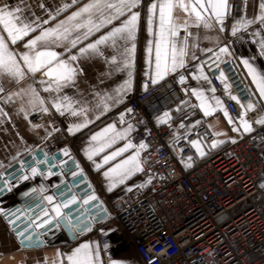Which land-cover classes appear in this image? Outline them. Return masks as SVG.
Segmentation results:
<instances>
[{
  "label": "snow or ice",
  "instance_id": "6c2138e0",
  "mask_svg": "<svg viewBox=\"0 0 264 264\" xmlns=\"http://www.w3.org/2000/svg\"><path fill=\"white\" fill-rule=\"evenodd\" d=\"M77 4L80 6L75 7ZM35 7L40 9V15L29 0H0V126L11 123L16 127L13 117L23 116L29 129L44 143L62 130L54 121L43 119L52 110L61 117L75 118L63 126L68 134L79 133L116 110L117 119L92 132L82 149L92 168L101 172L107 191L111 192L117 185H125L131 191L152 183L149 167L144 180L126 184L134 175L145 171L147 157L142 153L150 147L146 140L137 143L133 139L140 127L145 135L150 133L149 120L129 118L136 112L129 101L135 90L137 37L142 24L147 33L142 91L147 92L150 86L172 78L184 94L174 108L148 113L155 126L166 125L171 130L169 144L173 150L185 140L198 157H204L211 149L227 141L235 143L238 137L253 132L247 112L255 109L257 103H264V0H86L83 3L62 0L58 6L39 0ZM226 32L228 36L224 35ZM201 41H208L211 46L202 47ZM237 44L249 45L250 54L236 56ZM198 52L214 55L225 64L238 61L246 70V78L251 82L244 92L246 103L229 91L223 70L216 77L223 84L224 95L240 105L237 115L233 116L224 99L216 94ZM92 62H103L105 68L88 90L80 89L82 64ZM117 75L122 79L113 81L114 86L105 85L106 80ZM189 79L196 85L188 84ZM65 89L74 92L70 95ZM42 91L48 95H41ZM196 110L202 116L190 120ZM174 112L178 115L174 116ZM217 112L223 114L237 136L227 137V141L212 139L208 144L198 133V138H188ZM179 116L183 119L175 124ZM34 119L39 122L33 123ZM255 123L264 126V116ZM212 134L226 136L220 131ZM19 140L10 159L28 153L32 163L29 165L20 158L19 171L0 172V195L22 182L37 177L40 181L29 184L20 193L26 198L22 203L4 207L0 200V217L11 226L21 247L44 244L43 237L54 235L53 230L61 225L73 236L87 233L110 216L69 147L59 149L67 159H57L46 152L43 159H37L25 138L20 136ZM69 161L75 169L70 173L74 178L71 183L64 180ZM180 161L191 167L193 158L180 157ZM9 168L12 169L11 164ZM57 168L59 171L54 170ZM53 175L59 181L45 183ZM49 187L54 191L49 192ZM99 231L105 232L103 228ZM109 246L85 240L68 252L58 251L51 260L38 259L34 264H133L128 259L105 261L102 252L106 254Z\"/></svg>",
  "mask_w": 264,
  "mask_h": 264
},
{
  "label": "built area",
  "instance_id": "2783aa9c",
  "mask_svg": "<svg viewBox=\"0 0 264 264\" xmlns=\"http://www.w3.org/2000/svg\"><path fill=\"white\" fill-rule=\"evenodd\" d=\"M205 70L229 112L235 116L240 105L224 95L223 84L216 77L224 71L229 91L246 103V74L236 64L221 63L214 55L204 54ZM237 65H239L237 67ZM144 79V78H142ZM180 86L167 78L147 92L135 89L130 105L136 112L130 119L149 120L151 131L145 135L140 127L133 135L134 142L146 140L150 147L142 153L147 157L142 180L151 169L152 183L134 189L124 196L109 199L114 218L97 225L99 243H108L106 260L114 259L121 251L133 246L144 264H264V126L255 121L264 116V106L257 103L247 112L253 132L235 143L220 145L198 157L187 141L181 140L173 150L169 144L171 130L155 126L148 113L151 105L162 98L169 99L158 111L174 108V100L181 97ZM152 112L153 114H158ZM177 116V113H173ZM196 115L198 112L196 111ZM117 119V112L108 115ZM54 121L62 130L45 142V152L52 153L62 146H70L76 153L84 142L63 130L61 116L43 117ZM183 116L174 123L178 124ZM39 122L34 119L33 123ZM119 126V124H117ZM215 132L203 123L189 139L199 137L205 144L217 139ZM180 157H192L191 167H185ZM111 230V231H109Z\"/></svg>",
  "mask_w": 264,
  "mask_h": 264
},
{
  "label": "crops",
  "instance_id": "0c3cea01",
  "mask_svg": "<svg viewBox=\"0 0 264 264\" xmlns=\"http://www.w3.org/2000/svg\"><path fill=\"white\" fill-rule=\"evenodd\" d=\"M29 2L34 6V10L36 11V14L40 15L41 14L40 9L38 7H35L36 5H38L39 0H29ZM61 2L62 0H45L46 4H54L55 6H58ZM63 2H69V0H63ZM83 2H86V0H80V3ZM78 6L80 5L77 4L75 7ZM70 10H74V8ZM249 11H251V8L249 9ZM50 23H54V21ZM224 35L228 36L229 34L226 32ZM146 39H147V33L146 31H144L142 24L137 37V49L135 56V89L138 88L142 89V84H143L142 72L144 66V48L146 45ZM201 46L210 47L211 44L208 41H201ZM250 50L251 48L249 45H240V44L235 45L236 56H240L242 54L243 55L250 54ZM204 54L205 53H200V52L197 53L199 57H201ZM82 67L84 68V74L83 77L78 81V86L80 89L88 90L90 86L96 82V77L104 70L105 65L103 64V62H92V63L82 64ZM241 67L246 74V70L243 68L242 65ZM120 79H122V76L117 75L116 77L106 80L105 85L114 86L113 81L118 82ZM248 80L250 82V78H248ZM188 84L195 86L196 82L189 79ZM202 84L204 87H207L206 83L202 82ZM252 87L254 88V86ZM65 91L68 92L70 95L74 92V90H69V89H65ZM216 94L219 95L218 92ZM41 95L47 96L48 93H44L42 91ZM183 98H184V94L182 93L181 97H177L174 100L175 105L179 102L180 99ZM192 99L193 102H195V99L194 98ZM166 103H169V99L162 98L159 101L153 103L149 110L153 113L157 112ZM262 104L264 106V103ZM196 111L198 112V115H195L194 117H190V120L199 119L202 116V113H200L199 110ZM111 112H116V110H113ZM109 113L106 114L105 116H102L99 120H96L94 124L89 125L88 128L83 129L79 133L73 134L77 138L84 139L83 144L79 148V152L76 154L79 160L82 162V164L86 167V170L90 178L92 179L96 189L99 191L100 195L102 196L110 212V216L105 221L110 220V218H114L108 200L114 199L119 196L127 195L128 193L136 189V188H132L131 191H127L125 185H117V187L114 188L111 192L107 191L106 190L107 184L105 179L102 177L101 172L94 170L90 162L87 161L82 154V149L84 145L88 142V137L91 135V133L104 127L107 123L112 122V120H110L108 117ZM50 115L60 116L54 110H52L50 114H45L44 116L47 117ZM62 118L64 121V125H67L68 123L72 122L75 119L67 115L63 116ZM13 119L15 120L16 127H13L11 123H7L5 125L0 126V162L3 163V166L12 160L10 159V156H12L15 153L16 151L15 145H18L20 143L19 140L20 136L24 137L25 140L28 142V145L31 146L33 149L43 148L45 144V142L41 143L37 135L29 129L28 122L24 120L23 116L20 117L14 116ZM205 123H207L208 125L209 124L213 125L212 129L214 131H220L226 133V136L222 135L218 137V139L227 141V137L237 136L236 133L232 132L231 125L228 124L226 118L220 112L214 113L211 117L206 118ZM17 133H19V136H17ZM40 134L43 135V132L41 131ZM239 138L240 137H238L237 139ZM228 143H231V141H227L222 145ZM261 144L264 145V142H261ZM116 146H119V143ZM1 168L2 167H0V169ZM140 181H142L141 173H137L132 178H130V180H128L126 184L130 185L134 183H139ZM99 234L100 231L96 226L94 231L85 234L77 238L75 241L69 242L67 244L50 245V246L44 245L41 247L27 248V247H21L19 245V242L16 239V237L12 234V232L10 231L4 220L0 218V264H34V262L38 259L41 261H43L45 258L51 260L56 256L58 251L68 252L72 248L76 247L79 243L85 240L99 242ZM102 257L105 259L103 254ZM114 259H128L132 261L133 264H144L140 255L133 246H129L125 248ZM105 261L107 260L105 259Z\"/></svg>",
  "mask_w": 264,
  "mask_h": 264
},
{
  "label": "water",
  "instance_id": "95a60500",
  "mask_svg": "<svg viewBox=\"0 0 264 264\" xmlns=\"http://www.w3.org/2000/svg\"><path fill=\"white\" fill-rule=\"evenodd\" d=\"M63 147H69L71 149L72 155L75 157L76 161H78L80 163L81 167L84 169V173L87 176L88 181L91 183L93 189L96 191V193L100 197V199L103 200V198L100 195L99 191L96 189V187H95L92 179L90 178V176H89V174H88V172L86 170V167L82 164V162L77 157L76 152L70 146L65 145ZM33 151L35 152L37 159H43V153H45V150L43 148H36V149H33ZM48 154H49V156L56 155L57 156V159H60V158L67 159L66 157H62V155L59 153V149L56 150V151H54V152H52V153H48ZM20 158L24 159L29 165L32 163V157L28 153H22L21 154V157H19L17 159H12L8 163H6L0 169V172L8 173V172L12 171L13 169H15L16 171H19V168H18V160ZM9 164L12 165V169L9 168ZM41 167L44 168L46 166L45 165H41ZM54 170L55 171H59L58 168L57 169H54ZM72 170H75V169H74V166L72 165L71 161H69L68 166L65 168V176H64V180L66 182H68V183H71L72 180L74 179L73 177H71V174H70ZM38 181H40V177H37L35 180H32V181L22 182L18 187H13L10 192H5L2 195H0V200L3 201V205L2 206L9 207V206H12V205H16V204L22 203L23 200L26 199V198L22 197L20 195V193L23 190H26V188L29 186V184L35 185ZM58 181H59V177L57 175H53L51 177H48L47 180L45 181V183L51 184L53 182H58ZM12 183H14V180L12 181ZM261 184H264V181ZM79 187L84 188L86 186L85 185H79ZM52 191H54V189H52L51 187H49V192H52ZM104 204L106 206V203L105 202H104ZM0 218H2V217H0ZM2 219L6 223V225L8 226V228L10 229V231L12 232V234L15 236L14 232L11 230V226L7 223V221L4 218H2ZM105 220H102L99 223H101V222H103ZM98 224H96L95 227L91 231H89L87 233H82V234H80L78 236H73V234L71 232H69V231H67L65 229L64 225H61L59 229H54L53 230V232L55 233L54 235H48V234H46L43 237V239L45 240V243L44 244H41L39 246H36V247H41V246H44V245H48V246H50V245H62V244H67L69 242H73L77 238H79V237H81V236H83L85 234H88V233L94 231L95 228H96V226ZM16 239H17V237H16ZM27 248H35V247H27Z\"/></svg>",
  "mask_w": 264,
  "mask_h": 264
},
{
  "label": "rangeland",
  "instance_id": "374dc122",
  "mask_svg": "<svg viewBox=\"0 0 264 264\" xmlns=\"http://www.w3.org/2000/svg\"><path fill=\"white\" fill-rule=\"evenodd\" d=\"M75 136V135H74ZM78 152H79V150H78Z\"/></svg>",
  "mask_w": 264,
  "mask_h": 264
}]
</instances>
